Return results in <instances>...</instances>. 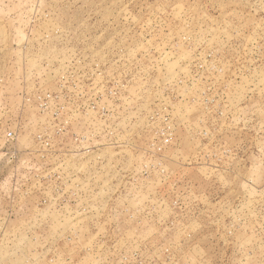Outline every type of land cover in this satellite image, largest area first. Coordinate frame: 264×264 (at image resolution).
I'll return each instance as SVG.
<instances>
[{"label":"rangeland","instance_id":"1","mask_svg":"<svg viewBox=\"0 0 264 264\" xmlns=\"http://www.w3.org/2000/svg\"><path fill=\"white\" fill-rule=\"evenodd\" d=\"M0 264H264V0H0Z\"/></svg>","mask_w":264,"mask_h":264}]
</instances>
